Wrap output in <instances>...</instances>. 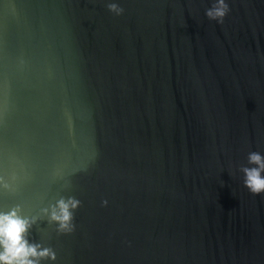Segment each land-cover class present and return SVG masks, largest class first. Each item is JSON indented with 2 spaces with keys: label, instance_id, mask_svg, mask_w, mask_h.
I'll return each mask as SVG.
<instances>
[{
  "label": "water",
  "instance_id": "water-1",
  "mask_svg": "<svg viewBox=\"0 0 264 264\" xmlns=\"http://www.w3.org/2000/svg\"><path fill=\"white\" fill-rule=\"evenodd\" d=\"M215 3L0 0V214L39 264H264V0Z\"/></svg>",
  "mask_w": 264,
  "mask_h": 264
},
{
  "label": "clouds",
  "instance_id": "clouds-1",
  "mask_svg": "<svg viewBox=\"0 0 264 264\" xmlns=\"http://www.w3.org/2000/svg\"><path fill=\"white\" fill-rule=\"evenodd\" d=\"M109 10L119 15L122 9L117 5H109ZM229 12L225 0H216V3L207 10L206 16L210 20L222 23ZM248 163L253 167H243L244 186L252 195L264 194V156L252 152L248 156ZM79 206V201L70 198L61 199L53 208L51 220L59 224L62 232L72 231V210ZM31 223L22 218L17 210L7 214H0V264H39L44 258L55 260V253L50 249L40 250L38 245H30L26 239Z\"/></svg>",
  "mask_w": 264,
  "mask_h": 264
}]
</instances>
